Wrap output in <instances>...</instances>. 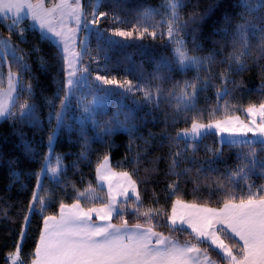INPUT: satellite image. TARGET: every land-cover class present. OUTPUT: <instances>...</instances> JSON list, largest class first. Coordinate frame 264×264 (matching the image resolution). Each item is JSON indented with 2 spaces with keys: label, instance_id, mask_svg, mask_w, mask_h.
<instances>
[{
  "label": "trees",
  "instance_id": "trees-1",
  "mask_svg": "<svg viewBox=\"0 0 264 264\" xmlns=\"http://www.w3.org/2000/svg\"><path fill=\"white\" fill-rule=\"evenodd\" d=\"M46 1L49 4L54 2ZM165 1L99 0L96 6L97 0H84L85 21H90L95 8L97 13H106L107 16H98L95 23H98L97 28L92 27L89 31L86 46L90 54L81 51L80 57L78 78H81V84L75 95L70 97L66 122L59 129L52 115L60 111V100L66 90L63 86L67 81L66 60L61 59L59 45L53 39H42V32L29 19L20 22L19 27L25 30L21 35L10 30V17L0 18V41H9L28 65L25 71L10 52L0 56V86L7 85L9 71L20 76L19 91L10 109L16 115L0 120V264H11L8 254L14 251L17 243H21L18 234L21 232L22 217L27 214L26 209L36 190L37 174L46 167V158L49 166L54 167L58 166L59 157L62 169L58 172V183L51 178L50 172L47 174L49 178L41 177L45 191L39 195L45 198L47 208L45 213L30 216V223L24 229L20 259L27 261V264H31V254L38 246L43 231L42 215H58L61 204L69 205L77 200L85 208L107 202L108 193L97 179L98 166L105 156L110 158L114 169L129 173L138 185L140 201L130 198L124 203L123 218L128 225L149 226V218L134 214L133 208H139L140 213L159 210L166 215L163 218L152 215L150 224L153 230L182 242L197 243L189 231L172 230L167 222L166 217L170 215L171 205L177 198L221 207L222 197L226 193L217 191V181L232 192L245 196L250 190L246 184L253 185L251 191L264 185V177L258 173L251 174L246 182L238 180L235 184H229L224 179L228 170L235 171L237 168L240 146L222 145L218 134L205 135L196 142L199 151L195 152V160L198 163H193L191 148H187L174 170L170 168L169 159L170 153L184 152L191 143L190 140H177L176 137L182 130L190 128L193 119L209 122L236 114L244 116L250 105L259 106L264 102V55L257 50L258 40H250L253 45L251 54L240 57V63L246 65L244 71H237L235 61H230L231 67L223 62L234 51L237 54L240 52L239 48L234 49L231 45L235 26L243 23L244 17L259 23L256 16L264 17V8L256 15L248 16L244 7L237 6L242 5L244 0H184L187 6L178 10L179 22L189 21L194 11L200 14V18L189 22L178 38L185 41L186 51L199 57L205 66L181 68L177 64V44L170 42L164 21L160 22V31L153 30L155 36L150 30L134 31L130 37L115 35L136 25L144 28L147 12L162 10ZM250 2L260 5L262 0ZM90 4L92 7H89ZM225 15L230 17V22L224 20ZM225 28L227 36L222 32L216 34ZM97 29L105 32L110 39L98 40ZM84 32L83 28L82 36ZM208 57L213 59L209 60ZM41 58L45 61L43 65ZM84 69H87L86 73ZM221 74L229 81L227 87L232 91L218 99L217 89L223 90L225 87ZM209 75L212 76L211 84L199 93L195 108L182 111L183 105L178 97L183 91H191L186 82L195 83L199 88L201 78L207 79ZM84 76L88 77V81L83 80ZM97 76L119 82L118 85L99 82V87L116 89L97 110L101 128L108 126L117 109L122 111L119 119L126 123V127L116 128L105 136L89 122L84 126L82 135L80 100L83 98L85 103H91L96 97L95 88H89L88 83L95 82ZM29 85L31 94L21 90ZM146 92L153 98L146 99ZM99 95L104 96V93L100 92ZM24 104H34L38 123L19 117ZM54 131L50 150L49 137ZM26 145H30L32 150L29 151ZM216 148H222L224 152V162H218L215 166L219 171L198 174L197 169L201 165L206 168L204 162L212 158V152L208 149ZM256 148L259 154V145ZM186 169L191 171L185 174ZM142 179L146 183H142ZM173 184L179 190L170 195L169 185ZM113 221L115 224L121 223L117 216ZM224 236L236 246V239L227 233ZM197 245L206 249L219 263L227 262L207 243Z\"/></svg>",
  "mask_w": 264,
  "mask_h": 264
},
{
  "label": "snow or ice",
  "instance_id": "snow-or-ice-1",
  "mask_svg": "<svg viewBox=\"0 0 264 264\" xmlns=\"http://www.w3.org/2000/svg\"><path fill=\"white\" fill-rule=\"evenodd\" d=\"M166 7L169 8L172 20H166L168 24L167 35L170 38V42L178 45L175 49L177 54V64L181 68H199L204 67L205 62L199 57L189 56L185 49V41L182 38H178L180 31L187 28L189 22H195L200 18V14L194 11L189 21L180 23V17L178 10L186 7L187 4L184 0H166ZM242 6L246 9L248 16L256 15L257 12L264 8V0L260 5H254L250 0H244ZM59 7V6H58ZM89 7H92L90 4ZM194 7H196L194 5ZM43 8V0H39L37 5H33L28 0H0V18L10 17L12 22L9 25L10 30H15L19 34L23 35L24 29L19 27L21 20L24 18L22 13L25 9L31 10V16L33 20H38L40 28L44 29L48 27V31L55 34V37L61 38L56 43L59 45V53L61 59H66L64 53L69 51L70 36H66L63 30L57 31L55 28L50 27L44 16L41 14ZM75 19L77 24L80 23L81 15H86L80 8L79 0L75 8ZM93 21L95 24L98 16H107L106 13H97L95 10L92 12ZM256 19L259 23H255L252 20L244 17V22L235 26V30L232 33L231 45L234 49L239 48L240 52H233L223 62L229 63L235 61L238 65L237 71L242 72L245 70L246 65L240 63V57L251 54L253 45L250 40L256 39L259 43L256 45L257 50L264 55V17L257 15ZM226 22H230L228 15L224 16ZM175 21V25L173 24ZM88 22L85 21L84 30L87 31ZM69 31H73L69 29ZM146 31V30H145ZM221 32L224 36L228 35L227 28L218 31L216 34L220 35ZM115 35L120 37H130V32L118 31ZM155 36V33H152ZM96 36L98 40L110 39L106 36V33L97 29ZM42 39H53L51 36H47L46 33H42ZM89 37H85V43ZM195 44V39H193ZM0 45L3 46V50L0 51V56H6L10 54L15 58L16 62L26 71L28 65L24 60V57L19 55L16 49L10 44L9 41H0ZM99 46V45H98ZM199 48V45H196ZM37 51V49H33ZM83 51L85 54H90L87 46H84ZM79 58L80 54H74ZM211 60L213 57H208ZM42 65L45 63L41 58ZM87 72V69H84ZM76 73L71 63L68 65V79L63 86L65 94L60 100V111L52 115V118L57 121V128L64 126L66 122L67 110L70 107V97L75 95L81 84V78L72 79ZM225 84L223 90L217 89L216 96L218 99L223 98L230 94L232 89L227 87L229 81L221 74L220 77ZM84 81H88V77H83ZM212 76L209 75L207 79L201 78L200 87L198 88L195 83L186 82V86L191 91H183L178 97V101L183 105L182 111H190L195 108L198 95L201 91L205 90L207 86L211 84ZM99 82L104 85H118V81L115 79H107L104 76H97L95 82H89V88H95L96 97L91 103H85L83 98L80 100V123L81 132L83 135L84 126L91 122L103 135H109L116 128L126 127V123L119 119L122 114L120 109L113 114L112 121L108 122V126L101 128L100 122L97 119L98 108L102 107L104 101L108 95H111L116 89H105L99 87ZM234 83V82H232ZM122 89V86H119ZM22 91L32 92L31 86L27 88L22 87ZM129 91L131 90L129 82ZM9 91H15L12 84V76L9 74ZM103 92L104 96H100L99 93ZM10 98V97H9ZM59 98V97H58ZM146 99H152L153 97L149 93H145ZM253 119L250 121L251 126L239 122L238 117H229L223 121H209L206 124L198 123L195 119L192 120L191 126L188 129L182 130L177 134L176 139L190 140L184 152H175L169 154L171 161L170 168L175 169L180 163L182 157L186 154L187 148H191L193 152V163L195 160V152L199 151L198 144L196 143L200 138L205 135L221 134L220 143L228 146L239 145L238 152V165L235 171L228 170L224 175V179L229 184H235L238 180H248L251 174L258 173L264 177V102H261L259 106L250 105L246 109ZM15 116L16 113L9 110L7 103H0V117ZM126 115V114H125ZM259 115L261 122L257 124L255 117ZM20 118H27L31 122L38 123L39 119L36 116V108L34 104H24L19 111ZM130 118V117H128ZM235 120L237 123H233ZM115 125V127L113 126ZM129 132L132 129H127ZM248 133H253L252 138H247ZM223 134H227L228 137H235L240 135L245 137L242 140L226 139ZM55 137V131L53 135L49 137V148ZM169 139H171L169 137ZM256 145H259V154L257 152ZM29 151L31 146L26 145ZM178 147V145H177ZM212 152V158L204 162L207 166L201 165L197 172L198 174L203 171H219L216 168L218 162H224V152L222 148L208 149ZM83 155V154H82ZM59 157H57L58 166L62 169V165H59ZM108 157L105 156L104 163L98 166L97 171L100 174L102 181H109L108 184V200L101 208H88L83 209L79 205V201L71 205H60L59 216L42 215L43 231L39 237V244L31 254V264H212L207 255V250H201L197 244L207 243L210 247H213L219 254L222 260H226L227 264H264V185H261L256 191H251L253 185L246 184L250 190L247 195H239L234 193L231 189L224 187L219 181H217V191L226 193L225 197H222V207L210 208L206 205H198L195 203H184L177 198L171 205V213L167 215V222L172 230L189 231V234L197 241L192 243L186 241L183 245L177 241L172 240L170 237L164 236L163 233L153 231V227L150 224L152 215L163 218L164 215L159 210L140 213L139 208L131 209L134 214L143 215L149 218V226L143 227L140 224L128 226L126 220H124V203L130 199L128 196V189L131 188L134 193V198L139 201V192L136 190V182L132 181L128 173H122L121 175L127 179V186L118 185L120 189L116 195H112V176L106 169ZM138 163V161H135ZM47 165V158H46ZM190 169L185 170V174L190 172ZM50 172L51 178L59 182V176L57 175L58 169H48L45 167L41 170V173L37 174L36 190L33 192L29 201L27 214L22 217L23 223L21 225V232L18 234L21 238V243H17L14 246V251L9 253L11 258V264H27V261L20 259V253L22 248V239L25 235L24 229L30 223V216L37 213H45L47 205L45 198L39 195L40 192L45 191V185L41 177L49 178ZM142 183H146V180L142 179ZM171 189L170 195H174L178 191V186L173 184L169 185ZM117 196L123 197L124 200L117 205ZM96 213L100 221H105L104 224L96 223L92 220V214ZM113 213L121 221L119 224L110 223ZM227 233L234 240L238 238L236 242L237 254H233L232 246H229L222 240L218 233ZM153 238L155 243L153 244Z\"/></svg>",
  "mask_w": 264,
  "mask_h": 264
},
{
  "label": "crops",
  "instance_id": "crops-1",
  "mask_svg": "<svg viewBox=\"0 0 264 264\" xmlns=\"http://www.w3.org/2000/svg\"><path fill=\"white\" fill-rule=\"evenodd\" d=\"M29 3L33 4L34 6L38 4L39 0H28ZM75 5H77V0H54V2L52 4H49L46 0H43V8L41 11V14L44 16L45 20L48 22V24L50 25V27L52 28H55L57 31H60V30H63L64 29V25L66 22H69V29H73V27H71V25H76L78 27L79 24H77L76 22V19H75V15H76V12H75V8L74 7ZM79 5L81 7L82 5V0H79ZM59 6V7H58ZM22 15L24 16V18L21 20H25V19H29L32 24L37 27L42 33H46L47 36H51L53 37V40L56 42L59 38L58 37H55V34L48 31V27H45L44 29H41L40 28V24H39V21L38 20H33L32 19V16H31V10L29 9H25L24 10V13H22ZM81 22V20H80ZM77 34L76 36L79 34L78 33V30H76ZM75 32V33H76ZM71 34V32H70ZM2 50V48L0 47V51ZM12 84H13V87L15 88V91H9V83L7 84V86L5 88L3 87H0V103H7L8 105V108L10 110V108L12 107L13 103L15 102L16 100V97H17V94H18V81H14V79H12ZM10 97V98H9ZM258 107V106H257ZM5 117V116H4ZM4 117H0V120H2ZM229 117H238L239 118V122H243L244 124H248L249 126H251L250 124V121L253 119V117L247 113H245L244 116L240 115V114H236V115H232V116H227L225 118H222V119H218L220 121H223L225 120L226 118H229ZM256 119V122L257 124H259L261 122L260 120V117L259 115H257L255 117ZM216 121V120H214ZM213 121V122H214ZM233 123H237V121L233 120L232 121ZM198 123H202V124H206L208 122H198ZM182 132V131H181ZM180 132V133H181ZM219 135V139L221 137V134L217 133ZM225 136L226 139H236V140H242V139H245V137H242L240 135H237L235 137H228L227 134H223ZM253 137V133H248L247 134V138H252ZM104 161L101 163L103 164ZM100 164V165H101ZM106 169L109 171V173L111 174L112 176V179H111V184H112V195H116V193L120 190L117 186L118 185H123L124 187L127 186V179L128 178H125L123 177L121 174L122 173H125V172H120V171H117L113 168L112 166V163H111V160H107V164H106ZM129 174V173H128ZM129 177L132 181H135L133 179V177L129 174ZM97 179H98V183L99 185L104 188L107 193H108V184H109V181H102L100 179V174L99 172L97 171ZM136 190L139 192V188H138V185L136 183ZM128 196L130 198H134V193L132 191L131 188L128 189ZM135 199V198H134ZM122 200H124L123 197H119L117 196V205H119V202H121ZM182 202L184 203H188V204H191V203H195V202H190V201H186V200H182L180 199ZM195 204H198V205H206V204H201V203H195ZM71 205V204H69ZM80 207L87 210L88 208H85L83 205H81L79 203ZM207 207H210V208H219V207H215V206H210V205H206ZM102 206H99V207H92V208H101ZM222 207V206H221ZM60 214V212H59ZM58 215H55V216H59ZM116 216L115 213H113V216H112V219L110 221V223L112 224H115L114 221H113V218ZM92 220L96 223H99V224H104L106 223L105 221H100L98 219V215L96 213H93L92 214ZM129 227H131L132 225H128ZM144 227V226H143ZM146 228V227H145ZM155 231V230H153ZM190 231V230H189ZM155 232H158V231H155ZM158 233H161V232H158ZM220 238L222 240H224V242L226 244H228L229 246H232L233 248V254H237V251H236V246H233L231 243H229V241H227V239L225 238L224 236V233L221 232V233H218ZM164 236L166 237H169L167 235L164 234ZM171 238V237H170ZM172 240H175L177 241L179 244L183 245L185 242H182V241H179V240H176L174 238H171ZM236 240L238 241V238H236ZM155 243V238H153V244ZM202 251L205 250L204 248L200 247L199 245H197ZM207 255H208V258L209 260L212 262V264H221L219 263L216 259L212 258L211 255L207 252ZM227 264V262L225 263Z\"/></svg>",
  "mask_w": 264,
  "mask_h": 264
},
{
  "label": "rangeland",
  "instance_id": "rangeland-1",
  "mask_svg": "<svg viewBox=\"0 0 264 264\" xmlns=\"http://www.w3.org/2000/svg\"><path fill=\"white\" fill-rule=\"evenodd\" d=\"M98 1L99 0H97V2H96V6H97V4H98ZM53 3V2H52ZM51 3V4H52ZM166 5V1L163 3V8H162V10L160 9V10H152V11H148L147 12V17H146V19L144 20L145 21V24H144V28H141V27H139V26H133V28L131 29V30H125L124 32H130L131 34L132 33H134V31H137L138 33H140V32H142V31H147V30H150L151 32H153L154 33V31H160V29L162 28V25L160 24V22H162V21H166V20H169L170 18H171V14H170V10H169V8L168 7H166L165 6ZM74 7H76V5L74 6ZM82 10H83V12H84V0H82V5H81V7H80ZM95 10H96V8H95ZM85 15L84 14H82L81 15V22L79 23V25H78V27L76 26V25H71V27H73V31H71V34H70V31H69V22H66L65 23V25H64V29H63V31H64V33H65V35L66 36H70L71 37V40L69 41V51L67 52V53H64V56L66 57V65H67V79L69 78L68 77V65H69V63H71L72 64V66H73V69L75 70V73H76V75H75V77H72V79H77L78 78V71H79V67H80V57H81V51H83V48H84V46H86L87 45V43H88V41L85 43V37L87 36V37H89V31H90V29L92 28V27H94V28H97V25H98V23H97V25H95V24H93V23H91L92 21H93V15H92V17H91V19H90V21H87L88 22V29H87V31H85L84 32V36H82V34H81V32H82V30H83V28H84V25H85ZM167 24V23H166ZM166 28V29H165ZM164 29H165V32H168V24H167V26L165 27ZM76 30H78V35L76 36V34H77V32H76ZM154 30V31H153ZM76 32V33H75ZM58 40H60V42L61 43H63V41L61 40V38H59ZM0 47L2 48V50H3V47L0 45ZM177 47H178V45H177ZM1 50V51H2ZM75 53H79L80 54V56H79V58H77L74 54ZM187 54L189 55V56H193V55H191L189 52H188V50H187ZM11 73V76H12V79H14V81H18V83L20 84V76H19V74H17L16 72H14V71H9V73H8V75H7V84L9 83V74ZM7 86V85H6ZM6 86H4L3 88H5ZM19 86L20 85H18V91H19ZM1 87V86H0ZM11 109V108H10ZM7 116V115H6ZM5 116V117H6ZM232 116V115H231ZM4 117V118H5ZM110 158L108 157V160H109ZM104 161V160H103ZM46 167L50 170V169H52V168H57L58 169V172H59V170H60V168H59V166H54V167H50L49 166V161H48V163H47V165H46ZM116 170V169H115ZM118 171V170H117ZM120 172H122V171H120ZM57 175H58V173H57ZM140 196V195H139ZM136 200V199H135ZM140 201V200H139ZM138 201V202H139ZM102 206V205H101ZM95 207H99V206H95Z\"/></svg>",
  "mask_w": 264,
  "mask_h": 264
}]
</instances>
